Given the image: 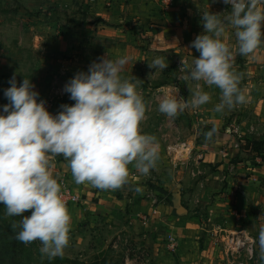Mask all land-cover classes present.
I'll use <instances>...</instances> for the list:
<instances>
[{
  "label": "rangeland",
  "instance_id": "obj_1",
  "mask_svg": "<svg viewBox=\"0 0 264 264\" xmlns=\"http://www.w3.org/2000/svg\"><path fill=\"white\" fill-rule=\"evenodd\" d=\"M28 1L30 6H25L24 0H0V77H11L15 70L16 78L39 79L43 86H35V90L40 94L39 99L47 102L51 92L63 88L75 73L87 71L89 64L100 57L98 52L104 47L105 40L107 47L126 44L140 54L141 60L136 69L135 55H129L134 63L123 67L121 76L133 82L143 97L146 110L140 130L153 135L159 145L156 167L147 175L141 174L133 184L134 189L139 188L141 192L140 200L152 198L154 205L150 211L140 209L133 213L122 208L117 215L110 216L107 202L114 198L120 201V189L89 188L90 193L82 197L83 205H78L84 206L87 214L83 213L78 228L70 229L69 244L62 257L93 263L100 259L101 252L107 251V257L118 264H228L231 258L224 252L222 239L228 231H243L253 241L252 257H244L241 253L234 260L260 264L255 239L264 225V153L260 156L240 153L236 144L239 139L232 132L233 121L241 138L257 136L251 134L249 124L243 125L244 120L238 118L239 107L234 106L223 113L212 111L214 104L219 102L220 90L201 81V87L211 96L209 103L195 109L188 107L174 118L157 110L159 98L169 92L190 100V89L195 91L197 82L178 77L183 67L181 60L190 66L194 57L199 56L191 47V41L203 31L200 12L211 11L222 17L223 9L230 5H225L223 0H211L215 5L208 7L206 2L209 0H193L195 4L185 12L183 8L175 9L179 17L174 22L167 12L171 1L159 0L158 21L129 24L130 31L137 34L138 39L130 32L123 42L110 34L116 28H107V39L96 38L99 40L95 44L97 50L93 51L96 56L91 55L88 65H79L77 57L90 50L77 46L78 40L73 39L71 32L75 29V36L79 30H88L86 25L92 23L74 19L79 9L75 10L67 0ZM215 8L219 9L215 11ZM107 26L115 27L109 23ZM109 42L114 45L110 46ZM225 42L235 45L231 28H226ZM31 49L37 51L24 55L23 51L31 52ZM157 56L167 59L165 69L148 67V62ZM245 61L244 56L234 53L233 66L240 74L241 90L247 75ZM127 67L131 70L128 74L125 73ZM71 102L69 97L57 94L52 96V105L46 104V107L55 114L61 104ZM214 126L220 128L216 136L219 142L218 146L210 147V139L204 137L202 130L208 131ZM183 142L189 145L188 149L175 148ZM168 147L176 150L168 151ZM176 151L186 154V159L184 156L179 158L180 153ZM62 158L55 156L58 160ZM96 191L102 194L97 195ZM202 192H207L203 201L194 202L196 193ZM178 206L186 207L187 212L176 214ZM29 212L23 215H29ZM4 213L0 204V223L19 221V217ZM170 244H174V249ZM26 245L34 259L45 262L47 257L40 253L39 241ZM109 246L111 249L107 250Z\"/></svg>",
  "mask_w": 264,
  "mask_h": 264
},
{
  "label": "clouds",
  "instance_id": "obj_2",
  "mask_svg": "<svg viewBox=\"0 0 264 264\" xmlns=\"http://www.w3.org/2000/svg\"><path fill=\"white\" fill-rule=\"evenodd\" d=\"M223 3L230 9L222 17L200 12L203 31L191 41L199 56L190 66L181 60L178 77L197 82L195 91L190 89V100L170 92L159 98L157 110L165 116L174 118L188 107L209 103L211 96L201 81L220 90L212 109L216 113L246 102L233 56H247L264 42V0ZM226 28L233 30L234 47L225 42ZM129 59L127 54L112 57L107 52L92 61L87 71L75 73L62 89L74 103L61 104L55 114L39 99L30 79L23 78L18 85L13 73L10 86L3 90L8 102L0 105V204L6 216L19 217L11 225L18 229L15 238L24 244L39 241L40 253L49 260L64 255L71 228L61 184L51 171L52 157L64 158L76 184L88 183L101 190L126 184L129 164L143 175L156 167L158 142L140 130L146 110L143 97L133 82L121 76ZM166 61L157 56L148 67L165 69ZM215 131L213 127L203 135L211 139ZM28 210L30 214L23 215ZM255 243L264 264V225ZM248 252L251 255L252 249Z\"/></svg>",
  "mask_w": 264,
  "mask_h": 264
},
{
  "label": "crops",
  "instance_id": "obj_3",
  "mask_svg": "<svg viewBox=\"0 0 264 264\" xmlns=\"http://www.w3.org/2000/svg\"><path fill=\"white\" fill-rule=\"evenodd\" d=\"M26 4L30 6V2L28 0H24ZM72 4V6L75 8V10L79 9L78 12L75 13L77 16H73L74 19L79 21H90L91 25H86L87 29L79 30V33L76 34V30L74 29L73 32H71V35L73 39L77 38V46L81 45L80 47H85L89 49V52L83 53L81 56L77 57V62L79 65L83 64H89L88 60H92L91 57H95L96 53H93V51H96L95 44L97 42L98 37H102L104 39H107V28L113 29L116 28L115 32H110L111 35H114L115 37L121 38L123 42H125L126 36L128 34L133 33L130 31L129 24L134 23H147V22H156L159 20V12H156V9H159V0H67ZM171 6L168 7V17H170V20L176 22V17H179V15L176 13V8H183V12H185L186 8H191L195 3L193 0H170ZM206 2L208 4V7H214L215 3L211 0ZM228 6V5H227ZM226 9H223V12L230 9V6L225 7ZM217 11L218 9L215 8ZM73 10V11H75ZM157 16V17H156ZM80 17V18H79ZM79 18V19H78ZM85 18V20H84ZM107 23L115 25V27H108ZM125 26V27H124ZM127 27V29H126ZM124 28V29H123ZM62 34L63 31H62ZM67 34V33H66ZM119 34L120 36H116ZM133 35L137 37V34ZM132 36V39H134V36ZM86 37V38H85ZM94 37L95 39H92ZM112 39V38H111ZM128 39V38H127ZM67 40V39H66ZM99 41V40H98ZM93 43V44H92ZM118 43V42H117ZM104 47H101L99 50V56L105 55L107 52L112 57H117L120 55L127 54L132 55V53L135 55V64L134 67L136 68V65L140 62L141 56L137 53L135 49L132 47L126 46V44H120L116 46L113 42H109L111 47H107V40L104 42ZM76 46V47H77ZM75 47V48H76ZM152 47V45H151ZM11 51H20L16 49H11ZM22 51V50H21ZM26 51V52H25ZM23 51L24 55L26 54H34L33 51H37L34 49H31L28 52V50ZM75 54V51L72 52ZM47 56L50 54H46ZM92 55V56H91ZM245 57V64H244V70L246 75V81L242 85V91L246 97V102L240 105H237L239 119L244 120L243 125H250L251 134H255L253 136H257L255 138H251V136H246L245 138L252 139V140H264L261 136L264 135V42H262L256 50H254L251 54L244 56ZM85 58V60H84ZM95 60V59H94ZM93 60V61H94ZM9 62V59H7ZM130 63H134L133 60L129 59L126 65H130ZM134 68V70H135ZM137 69V68H136ZM131 70L127 67L125 73H129ZM14 73H16L15 70H13ZM12 72V74H13ZM10 73V72H8ZM1 76V74H0ZM10 76L8 75L6 78L0 77V105H3L7 103L8 101L6 98L2 95L3 90L10 85L8 84ZM17 84L22 81L21 78H16ZM34 86H43L41 84V81L39 79H35L31 81ZM74 103L71 102L69 104ZM256 115V116H254ZM255 118V119H254ZM251 119V121H250ZM262 121V123L260 122ZM234 122V121H233ZM254 127V128H253ZM213 128V127H212ZM216 129L215 133L213 134L212 138L210 139V143L208 146H218V139H216L217 134L219 133V127L214 126ZM204 133L205 131L202 130ZM237 144V141H236ZM51 164V171L54 177L58 180L61 176H64L69 186L80 196V202L77 204H72L67 206L68 211L71 215V228L70 229H76L80 226V223L83 219V213L87 214V211L83 204L82 197L83 195L89 194V188H93L88 183H82V184H76L73 181L71 171L67 165V162L62 158L61 160L55 159V156L51 158L50 160ZM129 168V177L128 182L124 184L120 189L121 200L118 201L117 199L110 202H107V213L108 215H117L116 213L121 212V209L127 208V210L131 212H136L140 209H143L147 212L150 211V209L153 207V200L152 198L148 200H140V190L136 191L134 189L135 184L138 180V177L141 176V174L138 171H134V167L132 164L128 165ZM111 191V190H109ZM96 194H102L98 191H96ZM207 195V192L202 193H196L194 202H198L199 199L203 201L205 196ZM86 202H84L85 205ZM82 204L81 206H78ZM83 207V209L81 208ZM81 208V209H80ZM86 211H85V210ZM186 212H187V208ZM31 211V210H30ZM30 213V212H29Z\"/></svg>",
  "mask_w": 264,
  "mask_h": 264
},
{
  "label": "trees",
  "instance_id": "obj_4",
  "mask_svg": "<svg viewBox=\"0 0 264 264\" xmlns=\"http://www.w3.org/2000/svg\"><path fill=\"white\" fill-rule=\"evenodd\" d=\"M237 146L243 155L255 154L260 156L264 153V140H252L241 138L237 140ZM186 208V207H185ZM11 222L6 221L0 223V264H47L49 262L55 264H118L107 257V251L100 253V259L93 263H82L75 259L66 257H55L51 260L34 259L31 249L24 243L15 238L16 231L11 227ZM111 246L107 248L110 250Z\"/></svg>",
  "mask_w": 264,
  "mask_h": 264
},
{
  "label": "built area",
  "instance_id": "obj_5",
  "mask_svg": "<svg viewBox=\"0 0 264 264\" xmlns=\"http://www.w3.org/2000/svg\"><path fill=\"white\" fill-rule=\"evenodd\" d=\"M54 85H56V83H54ZM63 88H61L60 90H54L53 94H51L49 96V99L47 100L46 104L48 105V107H50L52 105V96H57V94L59 96H63L65 98H68L69 96L66 95L65 92H63L62 90ZM232 126V132L234 134H236V137L238 139H241V134L238 131V128L236 126H234V122L231 124ZM189 145H187L186 142L183 143H179L178 145L175 146V148H179L182 150L188 149ZM175 148L172 147H168L167 150L168 151H173L176 150ZM178 152V151H176ZM180 153L179 158L186 159L187 155L186 154H181ZM179 160V159H178ZM58 182L61 184V195L63 200L66 203V206L72 205V204H77L80 202V196L69 186V184L67 183L66 179L64 176H61L58 179ZM152 213H156L155 210H152ZM252 243L253 241L246 236L243 231H228L226 233V235L224 236V238L222 239V245L224 248V252L227 256H229L231 259L228 261V264H245L241 261H235L234 258H236V256H239V254L243 253L244 257L247 256V258H251L252 254L249 255L248 249L251 248L252 249ZM170 247L172 249H174V244H170Z\"/></svg>",
  "mask_w": 264,
  "mask_h": 264
},
{
  "label": "water",
  "instance_id": "obj_6",
  "mask_svg": "<svg viewBox=\"0 0 264 264\" xmlns=\"http://www.w3.org/2000/svg\"><path fill=\"white\" fill-rule=\"evenodd\" d=\"M186 212V209L183 207V206H178L177 208H176V214H183V213H185Z\"/></svg>",
  "mask_w": 264,
  "mask_h": 264
}]
</instances>
